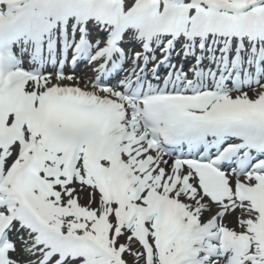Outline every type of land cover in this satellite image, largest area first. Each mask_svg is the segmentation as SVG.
<instances>
[{
    "label": "snow or ice",
    "instance_id": "1",
    "mask_svg": "<svg viewBox=\"0 0 264 264\" xmlns=\"http://www.w3.org/2000/svg\"><path fill=\"white\" fill-rule=\"evenodd\" d=\"M0 264H264V0H0Z\"/></svg>",
    "mask_w": 264,
    "mask_h": 264
}]
</instances>
